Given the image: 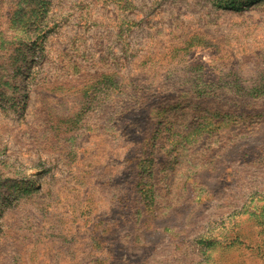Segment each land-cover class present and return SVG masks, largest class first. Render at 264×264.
<instances>
[{"label": "rangeland", "instance_id": "374dc122", "mask_svg": "<svg viewBox=\"0 0 264 264\" xmlns=\"http://www.w3.org/2000/svg\"><path fill=\"white\" fill-rule=\"evenodd\" d=\"M0 264H264V0H0Z\"/></svg>", "mask_w": 264, "mask_h": 264}]
</instances>
